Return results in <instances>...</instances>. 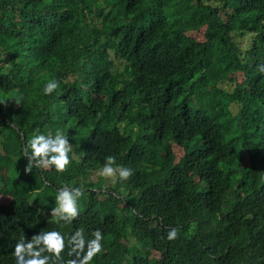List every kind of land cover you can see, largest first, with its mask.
Here are the masks:
<instances>
[{
    "label": "trees",
    "instance_id": "trees-1",
    "mask_svg": "<svg viewBox=\"0 0 264 264\" xmlns=\"http://www.w3.org/2000/svg\"><path fill=\"white\" fill-rule=\"evenodd\" d=\"M261 65L264 0H0V264L49 230V264H71L70 234L97 228L90 264H264ZM57 130L66 169L25 171V142ZM109 155L132 175L84 182ZM61 187L82 190L70 223Z\"/></svg>",
    "mask_w": 264,
    "mask_h": 264
},
{
    "label": "clouds",
    "instance_id": "clouds-1",
    "mask_svg": "<svg viewBox=\"0 0 264 264\" xmlns=\"http://www.w3.org/2000/svg\"><path fill=\"white\" fill-rule=\"evenodd\" d=\"M264 72V65L259 67ZM58 83L56 80L48 81L43 89L45 95H49L56 89ZM20 103V98L15 100ZM2 103V102H0ZM70 144L66 134L57 130L52 133L34 134L25 142L24 152L28 158V164L25 171L32 170V161L36 165L51 166L57 172H63L69 165ZM101 177H111L114 179L127 180L132 171L121 164L116 163V158L109 155L104 158L102 167L99 169ZM82 195L81 188L61 187L57 190L55 196L56 207L52 213L57 217V222H71L78 215L77 201ZM177 230L172 228L167 233V239H175ZM104 235L100 229L91 231L90 237H86L83 229H77L68 237L67 242L72 245L71 264H90L92 258L102 251ZM66 238L56 230L39 232L34 235L30 241L21 239L13 249L15 264H49L52 256L59 260L61 252L65 249ZM48 253L50 255H45Z\"/></svg>",
    "mask_w": 264,
    "mask_h": 264
},
{
    "label": "rangeland",
    "instance_id": "rangeland-1",
    "mask_svg": "<svg viewBox=\"0 0 264 264\" xmlns=\"http://www.w3.org/2000/svg\"><path fill=\"white\" fill-rule=\"evenodd\" d=\"M243 40H244V39H243ZM241 41H242V40H241ZM114 63L117 64V66L119 67L118 69H121V65H120V63H119L118 60H114ZM225 88L227 89L228 87H225ZM232 89H233V86L231 85L230 88H228V91H230V90H232ZM4 101H5V99H4ZM4 101H3V102H4ZM3 102H2V103H3ZM231 109H232V111H234V110H235V107L232 106ZM181 154H182V152H180L179 154L175 155V158H179V157L181 156ZM0 173H1L2 176H3V179L6 180V175H5V170H4V168H1ZM99 177H101V176L99 175V170H94L92 173H90L89 175H87L85 178H82V179H83L84 182H86V183H89V182H90V183H97L98 180H99ZM102 178L104 179L103 185L108 186V185H110V184L112 183L113 178H111V177H102ZM79 181H80V180H79ZM8 200H9L8 197H5V196L0 195V204H5V203H7ZM49 214H50V213H48L47 215L49 216Z\"/></svg>",
    "mask_w": 264,
    "mask_h": 264
}]
</instances>
